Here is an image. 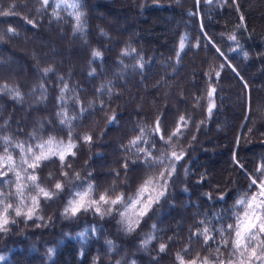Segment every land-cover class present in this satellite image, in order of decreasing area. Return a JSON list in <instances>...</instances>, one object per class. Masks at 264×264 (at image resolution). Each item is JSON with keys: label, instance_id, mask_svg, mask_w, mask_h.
Returning a JSON list of instances; mask_svg holds the SVG:
<instances>
[{"label": "trees", "instance_id": "1", "mask_svg": "<svg viewBox=\"0 0 264 264\" xmlns=\"http://www.w3.org/2000/svg\"><path fill=\"white\" fill-rule=\"evenodd\" d=\"M79 2L78 28L77 9L60 0H49L47 7L41 0H0V11L15 13L0 16V157L11 155L15 165L0 177V200L13 205L8 215L15 221L0 232V264H179L176 253L185 261L197 255L210 264L238 261L231 243L225 247L222 240H232L227 225L243 214L236 201L257 192L249 187L252 178H264L257 171L264 164V0H236L239 10L232 0ZM241 15L244 27H238ZM181 115L186 126L166 143ZM157 117L165 140L151 130ZM141 128L143 140L130 146ZM85 133L91 142L83 141ZM69 135L77 146L63 165L53 156L28 168L34 159L29 147L39 155L37 146L49 137L67 143ZM137 148L152 158L163 155V164L146 160ZM172 151L182 152V159H168ZM171 164L175 172L165 195L134 223V231H126L115 210L103 217L93 210L62 214L73 194L89 184L92 199L105 192L132 196L146 177ZM17 172L25 186L22 198L15 194ZM30 175L54 192L51 199L38 194ZM56 182L63 191L55 192ZM16 207L24 213L35 208V214L17 217ZM108 207L124 210H102ZM204 228L214 237L207 244L193 235ZM149 236L154 239L142 246Z\"/></svg>", "mask_w": 264, "mask_h": 264}, {"label": "snow or ice", "instance_id": "2", "mask_svg": "<svg viewBox=\"0 0 264 264\" xmlns=\"http://www.w3.org/2000/svg\"><path fill=\"white\" fill-rule=\"evenodd\" d=\"M211 3V0H208ZM233 4H236V0H232ZM42 7H47L49 4V0H41ZM60 3L66 4L68 7L73 9H77L73 13L75 19L77 21V27H80L82 13L78 11L81 7L79 0H73L71 4H67V0H60ZM60 3L56 5L57 8L60 7ZM10 7H15V5H11ZM237 10H239V5L236 4ZM11 10L9 11H0V16H8L13 15ZM53 15L58 16L59 13L54 10ZM28 24H34V21L31 19H27L25 17ZM241 24L238 27H244L243 21L244 16H240ZM9 33L16 34V30L14 28L9 27L7 29ZM231 40H235V35L229 37ZM184 41L183 38L180 42V48L183 49ZM246 55V54H245ZM93 57H100L101 53L99 51H93ZM140 67L142 68L143 65L141 64ZM223 67V66H221ZM50 69H45L44 71L47 72ZM94 71V70H93ZM216 76H219V72L216 73ZM7 86H5L6 88ZM65 87H67L65 85ZM4 89H0L3 91ZM15 97H19V91L11 90ZM215 92V89L212 88L208 92V97L211 99ZM214 107L213 104H209L208 112L211 114L212 108ZM116 117L113 114L112 116L108 117V122L113 123ZM61 123H64L62 120ZM187 124V120L185 116L181 115L177 120L176 128L167 136L165 140V135L161 130V120L157 117L154 126L152 127V132L159 135L160 140H165V142H169L172 140L173 137L178 136L181 134V129L185 127ZM144 138V129H140V135L134 137L132 140L129 141V145L132 147H136ZM5 140L9 138L5 137ZM85 143H89L92 141V136L90 134L85 133L82 137ZM55 143V147L53 148V144ZM76 144L73 143L71 135H69V139L67 143L63 141L55 142L54 138L49 137L47 141L38 145L37 147L40 149L39 155H36L32 148H28V152L32 153L33 155V162L28 164V168L36 169L39 167L40 162L44 160H49L51 157L55 156L58 157L61 164L65 161L67 155H75L73 151L76 148ZM16 147L21 148L23 151V146L17 144ZM47 147V151L44 149ZM137 151L145 153L146 160L152 159L155 164H163L165 157L162 155L158 158H152L151 152L144 148H137ZM7 153V149H5ZM183 153L177 154L176 151H172L170 157L168 159L179 161L182 159ZM27 163V160L23 161ZM238 163V161H237ZM70 167V165H66ZM127 168V163L123 165ZM151 166V165H150ZM6 170L0 171V177L7 176L9 171H15L14 161L11 155H6V157H0V168H5ZM243 167V165H241ZM27 171V169H25ZM257 171L262 174L264 177V164L258 166ZM175 172V164H171L169 167H166L163 171H160L158 175L155 176H148L146 177L143 182L139 185L136 190V193L132 196H125L123 193L117 195L115 198L110 197L106 192L99 195L98 199H92L91 193L93 191V185L89 184L87 189L82 192H75L73 194L72 199H69L67 205L63 209V215L65 217H75L78 213L81 212H88L89 210H93L95 213L99 214L101 217L104 215H111L113 210L117 212V214L122 218V221L126 223V231L131 232L134 231V223L138 225V221L140 218L144 217L149 209L152 207L153 203H157L160 197L164 196L167 191L168 180L172 177L173 173ZM51 175V174H50ZM62 176H67V172H62ZM76 178L79 179V173L76 174ZM37 176L30 175L28 176V180L32 181L34 184L37 181ZM21 176L17 172L16 173V195L21 196L24 190V185L20 183ZM256 186L257 192L251 195L250 197H242L236 201L237 205L243 207V214L238 215L236 218L235 224L227 225L229 230H232L234 233L233 238L231 241L228 239L222 240V243L227 247L229 243H231L233 252L231 253L232 256H236L237 253L239 254L238 261H234L232 259H228L226 262L224 260H220V264H253V260L260 261L261 264H264V178H252L249 187ZM35 187L38 189V194L42 195L45 199H51L54 195L53 191L46 190L43 187H40L39 184H35ZM157 187H159V191H157ZM64 185L61 182H56L54 184L55 192L63 191ZM155 193V195H153ZM4 195L0 193V196ZM223 198V197H221ZM32 203L35 207L39 206L37 196L31 197ZM0 204H3L2 210H0V232H7L9 223H15L14 220L9 219V210L13 209V205L11 203L4 204L3 200H0ZM103 205H110V206H120L123 205V211L119 210V207H108L106 210H102ZM15 215L17 217L21 215H25L28 219H31L35 214V208H30L27 213H24L21 207H16L14 209ZM136 216V221L131 219V216ZM43 219V217H40ZM155 227V226H153ZM95 231V229H93ZM223 231V229L221 230ZM209 229L204 228L202 230H197V232L193 233V235L203 236L204 243L207 244L210 240H213L214 237L210 236ZM79 235L84 236V233H80ZM154 239L153 236H149L147 239L141 242L142 246H145ZM171 239V238H169ZM111 244V241H109ZM167 245L161 243L159 245L160 252H165ZM186 253L188 248L186 247L183 249ZM218 251V250H217ZM49 252H52V249H49ZM247 257V259H244ZM3 259V257H0ZM176 259L179 264H210L208 257L200 258L199 255L197 257L191 259L190 261H185V258L180 253H176ZM119 264V262H117ZM135 264V261H133Z\"/></svg>", "mask_w": 264, "mask_h": 264}]
</instances>
